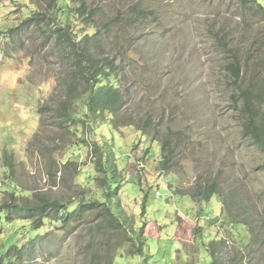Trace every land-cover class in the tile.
Segmentation results:
<instances>
[{
	"label": "rangeland",
	"instance_id": "rangeland-1",
	"mask_svg": "<svg viewBox=\"0 0 264 264\" xmlns=\"http://www.w3.org/2000/svg\"><path fill=\"white\" fill-rule=\"evenodd\" d=\"M86 1L101 32L99 60L120 64V127L60 124L55 107L72 60L33 31L4 52L6 32L36 5L0 0V202L12 191L66 204L80 194L103 200L94 154L82 144L93 135L113 154L115 208L134 240L146 224L143 253L132 255L129 237L104 228L98 210L72 223L45 221L35 240L29 220L7 221L0 253L11 248L13 264H213L215 242L218 264H264V147L245 127L241 93L264 84V0ZM71 20L79 33L94 30ZM236 60L240 81L230 70ZM214 182L220 196L201 201Z\"/></svg>",
	"mask_w": 264,
	"mask_h": 264
},
{
	"label": "trees",
	"instance_id": "trees-1",
	"mask_svg": "<svg viewBox=\"0 0 264 264\" xmlns=\"http://www.w3.org/2000/svg\"><path fill=\"white\" fill-rule=\"evenodd\" d=\"M32 1L36 5V10L6 32L7 43L4 52L13 51L17 45V39L24 34L31 31L40 33L44 37L45 45L53 43L64 57H70L74 66L73 72L64 83V95L55 107V112L62 119L60 124H64L67 129L84 126L92 130L96 125L108 119L111 127L119 128L118 116L126 104V94L122 90L120 64L111 58L101 61L96 54L97 46L94 43H97L101 37V32L96 29V12L89 8L86 0H71L68 5L61 0ZM72 17L81 18L84 24H89L94 30L87 34L77 32L72 26ZM230 70L235 81L242 79L243 68L240 62L236 60L232 63ZM241 93L250 115L249 123L245 127L257 143L264 147V112H262L264 84L248 87ZM79 99H82L80 102L82 104H78ZM77 105H82V112L77 110ZM44 108L45 106L40 107L39 114L44 111ZM82 144L90 148L94 154L97 169L101 173L98 180L99 188L104 189L103 200L87 199L86 194H80L76 202L66 204L43 195H35L34 200H31L19 197L14 191L8 192L7 197L0 202V227L7 221L29 220L32 239L35 240L40 229L44 227L45 221L72 223L77 219L87 217L90 210H98V215L101 217L100 224L104 228L122 230L132 242L130 253L141 256L143 239L146 237V224L141 228L138 238L134 240L130 235V230L124 226L116 212L120 209L116 192L121 176L118 175L111 150L93 141V135L83 138ZM161 150L163 168L170 171L169 165L174 155L172 140L165 139ZM200 191H202L199 198L201 201L208 202L215 196H220L216 182ZM133 241H136L138 245ZM214 243H212L213 247L208 249L212 256V263L218 264ZM10 249L0 253V264H13ZM109 264H114V258L110 259Z\"/></svg>",
	"mask_w": 264,
	"mask_h": 264
}]
</instances>
